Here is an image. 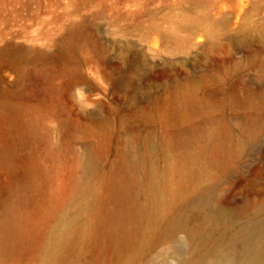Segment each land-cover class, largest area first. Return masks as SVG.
<instances>
[{"label":"rangeland","instance_id":"374dc122","mask_svg":"<svg viewBox=\"0 0 264 264\" xmlns=\"http://www.w3.org/2000/svg\"><path fill=\"white\" fill-rule=\"evenodd\" d=\"M186 212L264 218V0H0V264H185Z\"/></svg>","mask_w":264,"mask_h":264},{"label":"bare ground","instance_id":"6f19581e","mask_svg":"<svg viewBox=\"0 0 264 264\" xmlns=\"http://www.w3.org/2000/svg\"><path fill=\"white\" fill-rule=\"evenodd\" d=\"M1 156V163L3 164H7L12 161L11 156H8L7 153H3ZM91 159L92 156L89 155L86 162V167L88 168L91 165ZM150 174L153 187L149 198L150 200L148 202L150 219L147 222L154 224V216H156L154 214L163 208L165 209L167 204L160 199V193L165 189V187L163 185L160 186V183L156 180L155 170H152ZM209 193L210 191H206L193 198L189 204V209L191 211L204 210L206 204L210 201L208 196ZM179 194V189L173 191L172 198H177ZM187 213L188 212L182 213L181 217L175 224V228H182L185 230V239L182 240L181 243L183 246H190L191 249V254L188 257L181 256L185 264H264V218L254 217L248 220L237 221L235 223L236 227L232 225L235 227V230H232V232L230 231V233L227 234L222 233L215 244L210 248L209 252H207L208 255H199L197 252V246L208 243L212 240V236H210L211 234L209 235L211 231L208 233L207 231H203L198 225H189L187 223L189 216ZM222 219H225V214L223 213H216V215H214L204 212L202 216L203 221L211 224L212 230L214 229L216 221ZM209 227L210 225L208 228ZM54 229L47 242L48 251L52 255H54L62 245L70 240L72 236L70 234L71 222L68 220L67 216L62 217ZM180 247L182 246H178L177 248L180 249Z\"/></svg>","mask_w":264,"mask_h":264}]
</instances>
